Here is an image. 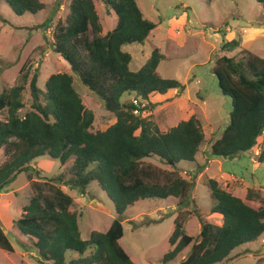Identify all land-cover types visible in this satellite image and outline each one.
Instances as JSON below:
<instances>
[{"label":"trees","instance_id":"16d2710c","mask_svg":"<svg viewBox=\"0 0 264 264\" xmlns=\"http://www.w3.org/2000/svg\"><path fill=\"white\" fill-rule=\"evenodd\" d=\"M1 1L18 17L44 9L39 0ZM103 1L117 18L111 31L101 35L97 0H71L66 23L54 28L52 47L112 116L104 130L95 127L96 113L76 92L71 74L51 75L43 92L37 86L38 73L30 78V70L23 66L18 83L0 94V113H6L5 120H0V149L6 157L0 166V193L18 175L29 173L30 164L41 157L61 165L73 161L57 178L41 182L28 176L32 197L15 226L31 242L40 264H134L119 245L127 209L142 200L174 198L177 209L185 210L195 187L196 176L184 179L179 164L196 163L205 143L199 120L192 116L163 133L152 121L133 114V100L147 101L150 107L143 112L153 111L152 96L183 90L179 82L159 76L164 55L158 48L139 71L129 69L131 56L124 47L144 44L156 24L144 18L136 0ZM255 1L264 8V0ZM239 46L240 41L233 40L223 50L231 52ZM213 75L220 95L231 100V112L218 138L209 142L207 154L231 161L251 152L264 137V58L248 52L240 60L224 56L215 60ZM27 85L31 105L21 113ZM131 95H135L132 101L122 100ZM153 158L166 164L169 172L146 164ZM257 164H264V148ZM92 183L112 201L116 218L105 233L92 232L88 240H82L81 215L72 210L75 202L62 188H80L84 194ZM206 186L214 202L210 216L220 218L221 225L194 210L200 230L193 238L177 219L163 264L173 262L188 247L187 257L179 264H220L264 234V200L258 191L248 190L242 200L215 179H208ZM0 250L13 252L1 228ZM68 252L77 257L67 262Z\"/></svg>","mask_w":264,"mask_h":264},{"label":"rangeland","instance_id":"374dc122","mask_svg":"<svg viewBox=\"0 0 264 264\" xmlns=\"http://www.w3.org/2000/svg\"><path fill=\"white\" fill-rule=\"evenodd\" d=\"M39 2L44 5L43 11L18 17L0 0V94L18 83L23 66L30 70V78L35 72L38 73L37 86L43 92L51 75L71 74L76 92L96 113L95 127L104 130L112 122V116L103 110L101 103L70 72L67 63L52 47L54 28L59 22L66 23L71 0ZM136 3L144 18L156 24V28L144 44L124 47V51L131 56L129 69L139 71L154 48H158L164 55L157 69L159 76L165 80H175L183 86L179 92L173 90L163 96H152L154 110L144 111L141 117L152 121L164 133L180 121L194 116L205 134V143L200 152L204 153L198 159L200 169L188 162L179 164L184 179L191 176L186 170L196 176L189 207L177 209L174 198L147 199L129 207L122 217L124 233L119 245L132 262L163 264V256L171 249L168 241L177 219L183 223L186 234L193 238L198 236L200 230L194 210L198 209L209 217V222L221 225L220 218L210 216L214 202L206 186L208 179L221 180L228 192L242 200L248 190L258 191L264 200V164L257 165L256 157L259 148H264V139L257 141L251 155L245 154L236 160L225 161L205 154L209 142L218 138L227 125L231 112V100L220 95L213 75L215 60L224 56L240 60L245 52L255 53L260 58L264 56V8L255 0H212L210 3L207 0H136ZM96 12L102 25L101 35L104 36L116 26L117 18L103 0H97ZM226 26L232 33L229 39L223 35ZM233 40L240 41V46L231 52L224 51L222 44ZM242 42L252 44L247 49L241 47ZM22 97L25 108L21 113H24L29 111L31 105L28 85ZM133 99L135 95L124 96L122 100L130 102ZM141 101L144 109L150 107L147 101ZM5 118L6 113H0V120ZM5 160L3 149H0V166ZM72 163L71 160L61 165L47 156L41 157L30 164L29 173L18 175L0 193V228L13 247L12 253L0 250V264H40L31 242L15 226L32 197L28 176L41 182L57 178ZM146 164L164 172L170 170L156 158L148 160ZM201 170L203 174L199 176ZM231 177L241 180H232L234 182L230 187L234 188L231 189L240 186L244 191L235 194L229 190L230 187L227 189ZM62 190L76 202L72 210L81 215L78 225L82 240H88L92 232L105 233L109 229L116 218L114 206L95 183L87 186L84 194L80 188L69 190L63 187ZM189 251L190 247L169 264H179ZM76 257L74 252H68L67 262ZM220 264H264V234L256 243L235 250Z\"/></svg>","mask_w":264,"mask_h":264},{"label":"crops","instance_id":"0c3cea01","mask_svg":"<svg viewBox=\"0 0 264 264\" xmlns=\"http://www.w3.org/2000/svg\"><path fill=\"white\" fill-rule=\"evenodd\" d=\"M185 10H187V9H185ZM223 35H224V37L226 38V39H229L230 37H232V33L230 32V28H228V27H226L225 28V30L223 31ZM149 38V37H148ZM252 43H241V47L242 48H249L250 47V45H251ZM252 53V52H251ZM252 54H254V55H256V56H258L257 54H255V53H252ZM259 57V56H258ZM261 58H264V56H262ZM174 92H177V91H174ZM264 135V134H263ZM262 139H264V137H262ZM214 140H212V142H213ZM259 148V147H258ZM255 149V148H254ZM254 149L252 150V151H254ZM261 149L259 148V150H258V154H259V151H260ZM207 151H208V149H207ZM252 151L251 152H249L248 154H250L251 155V153H252ZM201 152H202V150H201ZM203 153H204V151H203ZM202 153V154H203ZM208 152H206L205 151V154H207ZM202 154L201 153H199V155L196 157V163H192L193 164V166H195L196 168H198V169H200V165H199V156L201 155L202 156ZM257 154V155H258ZM257 157V156H256ZM205 158V157H204ZM238 159V158H237ZM234 160H236V159H234ZM253 160V159H252ZM208 163H209V161H208ZM257 165H259V164H257ZM256 165V166H257ZM180 168V167H179ZM256 168V167H255ZM182 168H180V170H181ZM204 169L206 170L207 169V167H204ZM203 170H201L200 172H199V176H201L202 174H203V172H202ZM186 173L188 172V173H191V175H193V172H191V171H185ZM236 179V180H235ZM232 180H235V182H241V180H239V179H237V178H233V177H231V179L229 178V180H228V185L229 186H226L227 187V189H229V187L231 186V184H232V182H234V181H232ZM221 181V180H220ZM220 181H218V182H220ZM221 183V182H220ZM231 188H234V187H230V189L229 190H231L233 193H235V194H237V192H241V191H244L243 189H241V187L240 186H237L235 189H231ZM237 188H240V189H237ZM75 202V201H74ZM173 202H174V204L175 205H177V200L176 199H173ZM76 203V202H75ZM208 221H210V219H208Z\"/></svg>","mask_w":264,"mask_h":264},{"label":"built area","instance_id":"2783aa9c","mask_svg":"<svg viewBox=\"0 0 264 264\" xmlns=\"http://www.w3.org/2000/svg\"><path fill=\"white\" fill-rule=\"evenodd\" d=\"M132 103H133V106H134L133 114L136 115V116L142 115L143 109L145 108L144 104H142V101L133 100Z\"/></svg>","mask_w":264,"mask_h":264},{"label":"water","instance_id":"95a60500","mask_svg":"<svg viewBox=\"0 0 264 264\" xmlns=\"http://www.w3.org/2000/svg\"><path fill=\"white\" fill-rule=\"evenodd\" d=\"M225 45V43L222 44V46Z\"/></svg>","mask_w":264,"mask_h":264}]
</instances>
